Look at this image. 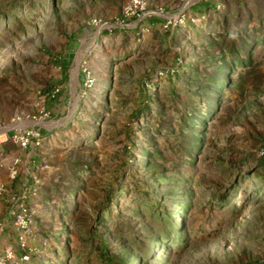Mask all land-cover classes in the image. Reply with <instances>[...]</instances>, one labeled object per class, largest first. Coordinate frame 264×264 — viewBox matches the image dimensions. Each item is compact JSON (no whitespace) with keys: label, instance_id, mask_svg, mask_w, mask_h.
I'll use <instances>...</instances> for the list:
<instances>
[{"label":"rangeland","instance_id":"374dc122","mask_svg":"<svg viewBox=\"0 0 264 264\" xmlns=\"http://www.w3.org/2000/svg\"><path fill=\"white\" fill-rule=\"evenodd\" d=\"M3 128L0 264H264V0H0Z\"/></svg>","mask_w":264,"mask_h":264},{"label":"built area","instance_id":"2783aa9c","mask_svg":"<svg viewBox=\"0 0 264 264\" xmlns=\"http://www.w3.org/2000/svg\"><path fill=\"white\" fill-rule=\"evenodd\" d=\"M134 5L137 7L139 6V3L135 1ZM143 9V7H141ZM39 136L34 133V131H15L10 132L9 129L3 128L0 130V142H5L9 138H14L15 141L19 142L21 146L26 147L31 143V139L38 138ZM38 141V140H37ZM5 189L3 185H0V197L3 195ZM25 196H22L20 199H23ZM15 219V226L20 232L19 234V244L22 249L26 248V240L25 237L27 233L29 232V227H30V218H29V213L28 209L25 207L23 204V201L20 202L18 205L17 211L12 213ZM7 257H11L10 251H7ZM25 259L27 257H24Z\"/></svg>","mask_w":264,"mask_h":264}]
</instances>
